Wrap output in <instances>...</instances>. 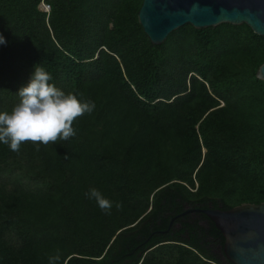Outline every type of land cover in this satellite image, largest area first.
Listing matches in <instances>:
<instances>
[{
    "label": "trees",
    "instance_id": "trees-1",
    "mask_svg": "<svg viewBox=\"0 0 264 264\" xmlns=\"http://www.w3.org/2000/svg\"><path fill=\"white\" fill-rule=\"evenodd\" d=\"M143 1L0 0V112L36 65L95 103L66 141L0 143V264H233L203 211L264 203V37L186 25L155 46Z\"/></svg>",
    "mask_w": 264,
    "mask_h": 264
},
{
    "label": "water",
    "instance_id": "water-1",
    "mask_svg": "<svg viewBox=\"0 0 264 264\" xmlns=\"http://www.w3.org/2000/svg\"><path fill=\"white\" fill-rule=\"evenodd\" d=\"M139 22L155 46L164 44L170 34L186 25L203 30L245 24L264 37V0H144ZM258 78L264 81V64ZM203 212L225 237L228 261L264 264V203Z\"/></svg>",
    "mask_w": 264,
    "mask_h": 264
},
{
    "label": "clouds",
    "instance_id": "clouds-1",
    "mask_svg": "<svg viewBox=\"0 0 264 264\" xmlns=\"http://www.w3.org/2000/svg\"><path fill=\"white\" fill-rule=\"evenodd\" d=\"M6 41L0 35V44ZM52 76L36 65L27 86L21 87L20 102L11 110L0 112V143L19 153L23 143L55 144L58 140H68L75 136L74 122L84 114H91L95 103L77 94L65 93L50 83ZM39 148L37 147V151ZM95 199L105 213H110L113 203L95 188L86 194ZM115 207L120 209L121 203ZM60 259L59 255L50 257L49 264Z\"/></svg>",
    "mask_w": 264,
    "mask_h": 264
},
{
    "label": "rangeland",
    "instance_id": "rangeland-1",
    "mask_svg": "<svg viewBox=\"0 0 264 264\" xmlns=\"http://www.w3.org/2000/svg\"><path fill=\"white\" fill-rule=\"evenodd\" d=\"M5 178L8 180V179H22V181L24 182V184H26V187L28 188H33L35 185L33 183H29L27 182L19 172H11V173H8V175L5 176Z\"/></svg>",
    "mask_w": 264,
    "mask_h": 264
},
{
    "label": "built area",
    "instance_id": "built-area-1",
    "mask_svg": "<svg viewBox=\"0 0 264 264\" xmlns=\"http://www.w3.org/2000/svg\"><path fill=\"white\" fill-rule=\"evenodd\" d=\"M40 10L45 12V13H49L50 12V6L47 5L45 2H42V4L40 5Z\"/></svg>",
    "mask_w": 264,
    "mask_h": 264
}]
</instances>
